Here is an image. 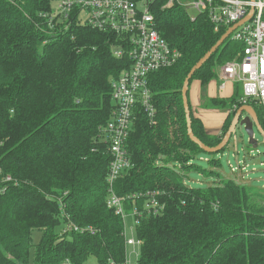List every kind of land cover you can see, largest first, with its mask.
Here are the masks:
<instances>
[{
  "label": "trees",
  "instance_id": "16d2710c",
  "mask_svg": "<svg viewBox=\"0 0 264 264\" xmlns=\"http://www.w3.org/2000/svg\"><path fill=\"white\" fill-rule=\"evenodd\" d=\"M53 1L0 0V166L18 181L0 196V264H28L31 248L33 264L66 258L121 264L125 228L107 206L111 157L105 131L114 109L111 81L130 61L112 54L114 33L71 14L47 16ZM152 12L159 34L182 56L152 75L155 123L136 114L125 141L131 165L113 185L127 213L139 210L137 264H264L263 194L220 176L217 154L225 147L207 153L187 133L183 81L226 30L215 32L204 14L193 19L175 5L160 9L154 3ZM242 49L227 38L189 86L196 79L206 87ZM241 94L237 88L230 97L205 100L207 108L228 111L220 133L213 134L193 114L188 90L191 128L206 146L219 144ZM249 104L264 130V109ZM201 154L210 155L214 169L196 163ZM192 170L213 181L190 184ZM153 192L156 211L145 209ZM68 222L92 231L63 232ZM33 231L40 232L36 245Z\"/></svg>",
  "mask_w": 264,
  "mask_h": 264
},
{
  "label": "built area",
  "instance_id": "2783aa9c",
  "mask_svg": "<svg viewBox=\"0 0 264 264\" xmlns=\"http://www.w3.org/2000/svg\"><path fill=\"white\" fill-rule=\"evenodd\" d=\"M184 1L166 0L161 9L175 5L187 11V7L191 6L198 14L207 17L215 32L222 28L227 31L228 28L240 23L228 38L240 42L243 49L235 59L224 63L219 69L224 80L240 83L242 94L238 99L239 104L250 105L249 103L253 102L264 109V0H190L189 5H185ZM155 2L156 0H56V13L47 14L50 18L55 14L66 18L71 14L76 20L91 28L114 33L118 44L112 46V54L117 58L126 56L130 61L129 68L124 69L111 81L114 109L105 131L111 157L107 206L114 209L122 218L126 214L133 215L135 223H138V219L134 217L136 214L139 215V210L135 208L127 213L123 198L113 190L117 177L131 165L126 155L125 141L138 112L144 113L151 123H155L152 75L172 66L182 56L181 52L170 46L155 28V16L152 12V5ZM81 12L86 14L84 21L79 18ZM190 17L194 19L195 16ZM237 107L234 105L233 110ZM229 167L235 172L231 164ZM17 184L18 181L5 173L0 166V196L9 187ZM156 194L151 193L152 199L145 203V209L156 211L159 206ZM86 230L90 228L79 227L71 222L65 223L62 229L63 232ZM124 237L125 257L121 264H132L127 255V248L138 247L140 240L127 237L125 230ZM61 264L74 263L66 258ZM105 264L117 263L108 260Z\"/></svg>",
  "mask_w": 264,
  "mask_h": 264
},
{
  "label": "rangeland",
  "instance_id": "374dc122",
  "mask_svg": "<svg viewBox=\"0 0 264 264\" xmlns=\"http://www.w3.org/2000/svg\"><path fill=\"white\" fill-rule=\"evenodd\" d=\"M166 2L162 0H156L160 6ZM190 0H185L184 4L189 5ZM52 13H56V0H54L51 4ZM181 8V7H180ZM187 12L189 15L196 16L198 12L191 6L187 7ZM79 18L81 21L86 19L85 12H81L79 14ZM198 80L194 79L190 83L189 86V99L191 103V109L193 114H196L199 117H202L201 121L204 125L205 130H215V125L221 124L224 119L223 112L221 111H210L204 112L199 108V100L200 95L203 96L208 91V87H202L197 83ZM220 82L217 79H214L210 83V89L213 93L220 92L217 88ZM239 88V92L242 93V88L240 83H236ZM232 84H228L226 90L223 91L224 95H227L230 92V88ZM209 89V90H210ZM254 138L257 141V146L253 147L248 143V136L245 133L243 127H237L235 132L232 134L228 145L225 149L217 154V158L220 159L221 165L217 167L220 176L223 178H233L247 186L257 187L264 196V136L258 132L256 128H254ZM202 156L196 159V163L201 165L205 169L212 168L214 166L208 162V158L210 155L201 154ZM229 164H231L235 168V172L230 170ZM187 181L194 186H206L207 182H212L213 178L207 177L203 173H200L198 170H192L187 174ZM259 202L264 203V198H260ZM125 235L127 237H134V221L133 215L126 214L123 218ZM33 244L36 245L40 239V232L33 231ZM133 248L135 251H133ZM127 255L132 264H137L136 255H139V248L137 246H128ZM33 248L30 250V259L28 264H33ZM93 261V259H91ZM94 263V261H93Z\"/></svg>",
  "mask_w": 264,
  "mask_h": 264
},
{
  "label": "water",
  "instance_id": "95a60500",
  "mask_svg": "<svg viewBox=\"0 0 264 264\" xmlns=\"http://www.w3.org/2000/svg\"><path fill=\"white\" fill-rule=\"evenodd\" d=\"M239 24L240 23H237L234 26L227 29V31L219 38V40L193 65V67L190 69V71L188 72L187 76L183 81L181 93H182V101H183V107H184L186 124H187V133L189 138L207 153H217L221 151L224 147H226V145L230 141L232 134L235 132L237 127H243L245 133L248 136V143L253 147L257 146V141L254 138V128H256L258 132L264 136V130L260 126L257 114L251 105H241L237 107L227 131L224 133L221 141L216 146L213 147L206 146L203 142H201V140H199L194 135L191 128L190 108H189L188 96H187L189 89V81L192 78L193 74L196 72V70H198L201 67V65L209 59L211 54L217 50V48L228 38L230 33Z\"/></svg>",
  "mask_w": 264,
  "mask_h": 264
},
{
  "label": "crops",
  "instance_id": "0c3cea01",
  "mask_svg": "<svg viewBox=\"0 0 264 264\" xmlns=\"http://www.w3.org/2000/svg\"><path fill=\"white\" fill-rule=\"evenodd\" d=\"M214 79H217L219 82H220V84H219V86H218V90L220 91V92H217L216 94L215 93H213L212 92V90L210 89L211 87H210V83L214 80ZM214 79H212L211 81H209L208 82V84L206 85L207 87H208V91H207V93H205V95H203V96H201L200 95V100H199V108L202 110V111H204V112H210V111H221V112H223L222 114L224 115V119H225V117L227 116V114H228V111H226V110H220V109H214V108H207V106H205L204 104L206 103V101L205 100H209L210 98H212V97H219V98H227V97H230L232 94H233V92L238 88L237 87V85H236V83H234V82H232V81H230V80H224L223 79V74H222V72H221V70L220 69H218L217 70V75H216V77L214 78ZM197 83L200 85V82L199 81H197ZM232 84V87L230 88V92L227 94V95H224L223 94V91L224 90H226V88H227V85L228 84ZM210 89V90H209ZM189 90V89H188ZM203 100V101H202ZM191 104V103H190ZM192 110V109H191ZM196 117H198V118H202V117H199V116H197L196 114H194ZM224 119H223V121H224ZM202 120V119H201ZM222 124H223V122H222ZM222 124H221V120H220V124H216L215 125V130L213 131L212 129H214V128H211V130H206L207 132H209V133H213V134H219L220 133V131H221V127H222Z\"/></svg>",
  "mask_w": 264,
  "mask_h": 264
}]
</instances>
